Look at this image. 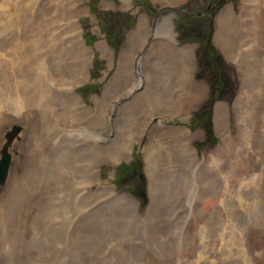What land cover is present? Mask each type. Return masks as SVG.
<instances>
[{"label": "rangeland", "instance_id": "1", "mask_svg": "<svg viewBox=\"0 0 264 264\" xmlns=\"http://www.w3.org/2000/svg\"><path fill=\"white\" fill-rule=\"evenodd\" d=\"M4 150L0 264H264V0H0Z\"/></svg>", "mask_w": 264, "mask_h": 264}, {"label": "bare ground", "instance_id": "2", "mask_svg": "<svg viewBox=\"0 0 264 264\" xmlns=\"http://www.w3.org/2000/svg\"><path fill=\"white\" fill-rule=\"evenodd\" d=\"M127 2V1H126ZM164 3H165V1H164ZM174 3V2H173ZM108 4V3H107ZM224 8H231L229 5H227L226 7H224ZM224 8H222L219 12H221ZM78 11V10H77ZM224 11H226V10H223V12ZM81 12V11H80ZM218 12V13H219ZM77 13V12H76ZM65 14V13H64ZM220 14V13H219ZM218 14V15H219ZM78 15H79V11H78ZM83 15V14H82ZM218 15H217V17H218ZM63 16V15H62ZM139 17V19H140V23L138 24V26L135 28V29H139L140 31L142 30L141 28L142 27H140V26H142V25H144V23L146 22L147 23V20H148V17L145 15V14H141L140 16H138ZM217 17H216V19H217ZM64 19V18H63ZM215 19V21H216V24H215V26H217V36H219V31H220V27L222 26V24H220V22H219V20L217 19L216 20ZM77 22H75V25L76 26H73V25H71V26H69L70 28H73L74 29V27L77 29V27L79 28V35H78V38H76L75 37V34L74 35H70L71 34V31H69V33H67L66 32V35L68 34L69 36H68V39L70 38V39H75V43H78L79 42V44H80V42H81V44H82V46H77V48H79L80 50H75V53L78 55V54H86L87 55V53H88V51H89V53L90 54H88V56H89V59H88V62H90V60H91V58H92V53H94V50H93V48H91L92 46H87V45H85V43H84V40L81 38V33H82V30H80V27H79V23H77ZM221 25V26H220ZM147 27V28H146ZM148 33H149V35H148V33H147V35H145L144 37V40H149V38H150V36L152 35H154V37H156L157 35H159L158 37V44H160V46L161 45H163L162 46V48L164 49L165 47H164V45H167V46H170V47H174V48H177V49H180L181 48V50L184 48L185 50L187 49H191L192 47L191 46H187V45H185V46H181V47H177V46H174V41L172 40L173 39V37H172V33H171V30L168 28V26H166V25H164L163 23H159V24H157L156 26H155V28H149L148 26H145V28H144ZM143 29V30H144ZM215 30V29H214ZM78 31V30H77ZM47 34H46V36H47V38L50 36L49 34H48V32H46ZM140 32H138V34H139ZM77 34H78V32H77ZM136 34V33H135ZM138 34H137V36H138ZM49 35V36H48ZM60 35H62L61 33H60ZM136 36V35H135ZM139 36H140V34H139ZM133 37V36H132ZM163 37H165L166 38V40H163ZM54 39V41H58L59 40V38L57 39V35L55 36L53 33H52V36H51V38L50 39ZM50 39L49 40H47L48 42H50ZM52 39V40H53ZM155 39V38H154ZM80 40V41H79ZM143 40V41H144ZM54 41H51V42H54ZM67 41V40H66ZM69 41V40H68ZM78 41V42H77ZM50 42V43H51ZM70 42V41H69ZM73 42V41H72ZM215 42H218V37H217V41H215ZM106 42H105V40H101V42L100 43H95L96 45H95V47H97V48H99V46L100 45H102V46H106V44H105ZM144 43V42H143ZM171 43H173V44H171ZM219 43V42H218ZM46 44H47V42H46ZM50 45V46H49ZM47 47V51L50 53V55H51V57H53L54 55H55V53L53 52V43H51V44H49ZM73 45V44H72ZM85 48V52L83 53V51H82V49L81 48ZM141 47V46H140ZM166 49V48H165ZM170 50H172L171 48H169ZM184 49H183V52H184ZM221 49V47L219 48V50ZM44 50V49H43ZM70 51H72V49H70ZM69 51V52H70ZM143 51V50H142ZM138 52V51H137ZM187 52V51H186ZM223 52V51H222ZM47 53V52H46ZM111 53V52H110ZM137 54V53H136ZM41 55V54H40ZM48 55V54H47ZM37 56V55H36ZM80 56V55H79ZM138 56V55H137ZM35 57V56H34ZM44 57V56H43ZM36 58V57H35ZM34 58V59H35ZM37 59V58H36ZM41 59V58H40ZM39 58H38V60H40ZM135 59H137V57L135 58ZM37 60V61H38ZM57 60V59H56ZM56 60H54L52 63H54V62H57ZM121 60V59H120ZM138 60V59H137ZM40 62V61H39ZM50 62V63H51ZM108 62H110V61H108ZM58 63V62H57ZM123 63V61L121 60V64ZM55 64V63H54ZM126 64V61H125V63H123V66H122V69H123V67H124V65ZM132 64V63H131ZM45 65V64H44ZM43 65V66H44ZM56 65V64H55ZM77 66V65H76ZM75 66V67H76ZM120 66V65H119ZM191 66V65H190ZM193 66V65H192ZM41 67V66H40ZM77 67H79V66H77ZM189 67V66H188ZM83 68V67H82ZM82 68H79V69H81L82 70ZM85 68H87V67H85ZM120 68V67H119ZM51 70H49V72H50ZM187 71V70H186ZM82 72V71H81ZM85 72V71H84ZM133 74V73H132ZM49 75V74H48ZM86 76H87V73L85 72V75H82L81 76V79L79 78V81L78 82H75V83H72L73 85H71V86H67V91L69 92V93H67L68 94V100H70V102L72 103V104H74V105H77V104H80L81 102H80V97H79V95L77 94V93H74L73 91H72V89H73V87L74 86H76V85H78L79 83L81 84L82 83V81L83 80H85L86 79ZM121 78V77H120ZM70 79V78H69ZM62 80H64V79H62ZM56 81V80H55ZM73 81V80H72ZM75 81V80H74ZM73 81V82H74ZM129 81V80H128ZM63 82V81H62ZM65 82V81H64ZM138 82H139V80H138ZM60 83V82H59ZM68 83H69V80H68ZM135 83V82H134ZM66 84V83H65ZM69 85V84H68ZM131 85V84H130ZM129 87H131V86H129ZM133 87V86H132ZM138 87V86H137ZM40 88H42V91H41V96H40V98H42V97H44L42 100H43V108H42V110H41V116L42 115H44V113H42V111H44V110H46V107L47 106H49V105H47L46 104V100L48 99V100H52V98H54V94H51L50 95V93L47 91V86H46V88L43 90V88L44 87H40ZM70 88H72L71 90H70ZM134 88V90H135V86L133 87ZM64 89H66V88H64ZM40 90V89H39ZM132 90V89H131ZM137 90V89H136ZM38 91V90H37ZM128 92H131L130 91V88H129V90H128ZM62 93V92H61ZM67 94H63V95H67ZM130 94H132V92L130 93ZM130 94H128L127 93V95L129 96ZM142 94V93H141ZM120 96V95H119ZM79 97V98H78ZM125 97V96H124ZM60 98V97H59ZM117 98H119V97H117ZM139 98V100L140 101H142L141 103H144L145 105H147V102L146 101H143V98H141V96H140V93L139 94H136L134 97H133V101H134V104L137 102L136 101V99H138ZM17 100V99H16ZM64 100H66V99H64ZM49 102V101H48ZM65 103V102H64ZM70 103V106L72 105ZM153 103V102H152ZM28 105V104H27ZM63 105H65V104H63ZM68 105H69V102H68ZM73 105V106H74ZM136 105V104H135ZM134 105V106H135ZM53 106V105H52ZM216 106H218L217 104L215 105V107ZM54 107V106H53ZM62 107V106H61ZM76 107V106H75ZM79 106H77L76 108H78ZM48 108V107H47ZM50 108H51V106H50ZM70 108V107H69ZM52 110H53V108H52ZM28 111V110H27ZM47 111H48V109H47ZM14 112H15V114L16 113H18V114H20V110L18 109V108H16L15 110H14ZM14 112H12V114H14ZM72 112V111H71ZM70 113V112H69ZM169 113V112H168ZM170 113H172V111L170 112ZM73 114H74V111H73ZM72 114V115H73ZM172 114H174V113H172ZM67 115H70L71 116V114H67ZM67 115H66V117H67ZM16 116V115H15ZM45 116V115H44ZM69 116V117H70ZM75 116V115H74ZM171 116V115H170ZM76 117V116H75ZM41 118V117H40ZM70 123V122H69ZM77 123V122H76ZM75 124V123H74ZM143 127H141L140 129H139V131H143ZM138 132V131H137ZM72 134V133H71ZM88 134V133H87ZM78 135H80V136H83L82 135V132L80 133L79 131H78ZM78 135H77V137H78ZM89 136H90V134H88ZM92 135V134H91ZM95 136V135H94ZM77 137H76V139H77ZM85 137V136H84ZM82 138V139H85V138ZM139 137V136H138ZM202 137V136H201ZM68 139H69V137H67ZM80 138V137H79ZM78 138V139H79ZM91 136L90 137H88L85 141L87 142V140H89V141H91ZM92 138H97V136L96 137H93L92 136ZM137 138V134H136V137L134 138V140ZM53 139V138H52ZM68 139H67V141H68ZM77 139V140H78ZM56 140V139H55ZM58 140V139H57ZM65 140V139H64ZM137 140L138 139H136L135 141L137 142ZM70 141V140H69ZM82 141V140H81ZM80 141V142H81ZM96 140H94V142H95ZM75 142V141H74ZM85 142V143H86ZM133 141H129L128 142V144L129 145H127V153H126V155H125V159L127 158V156L129 157V149H130V147L132 146V143ZM83 143V142H82ZM88 143V142H87ZM92 143V142H91ZM132 143V144H131ZM95 144H96V142H95ZM150 154H152V153H150ZM97 173V172H96ZM147 175H149V174H147ZM87 177V176H86ZM106 187V186H105ZM108 187H110V188H112V187H114V186H112V185H108ZM124 193V192H123ZM125 193H127V194H131L132 196H133V194L132 193H130V192H125ZM121 194H122V192H121ZM130 197V196H129ZM128 197V198H129ZM135 197V196H134ZM136 198V197H135ZM221 245V244H220ZM246 251V250H245ZM251 260V259H250ZM199 261V260H198ZM138 264V263H137Z\"/></svg>", "mask_w": 264, "mask_h": 264}, {"label": "trees", "instance_id": "3", "mask_svg": "<svg viewBox=\"0 0 264 264\" xmlns=\"http://www.w3.org/2000/svg\"><path fill=\"white\" fill-rule=\"evenodd\" d=\"M137 165L135 163H132L130 165H128V167L125 164H119V166L117 167V169L115 170V175L117 176V180L118 181H125L129 178V172L132 171L134 168V166ZM134 190L138 193V196L142 195V191L139 189L134 188Z\"/></svg>", "mask_w": 264, "mask_h": 264}, {"label": "water", "instance_id": "4", "mask_svg": "<svg viewBox=\"0 0 264 264\" xmlns=\"http://www.w3.org/2000/svg\"><path fill=\"white\" fill-rule=\"evenodd\" d=\"M8 158V154L6 153V151L4 150L2 153H1V160H0V172H2L3 170L6 169L7 167V164L9 163V160L7 159Z\"/></svg>", "mask_w": 264, "mask_h": 264}]
</instances>
